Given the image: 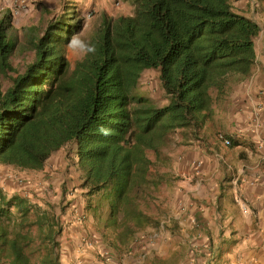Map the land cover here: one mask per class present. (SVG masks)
Instances as JSON below:
<instances>
[{
    "label": "trees",
    "instance_id": "1",
    "mask_svg": "<svg viewBox=\"0 0 264 264\" xmlns=\"http://www.w3.org/2000/svg\"><path fill=\"white\" fill-rule=\"evenodd\" d=\"M133 2L129 12L101 19L74 64L68 49L86 27L79 8L70 4L28 28L12 11L0 13V167L39 173L56 153L72 151L82 181L77 196L87 198L79 220H92L115 247L160 224L150 203L169 180L160 168L169 166L171 136L204 138L231 89L253 76L262 32L233 0ZM151 71L165 105L140 91ZM58 188L65 205L46 192L9 197L0 187V264H61L76 199L68 183Z\"/></svg>",
    "mask_w": 264,
    "mask_h": 264
},
{
    "label": "crops",
    "instance_id": "2",
    "mask_svg": "<svg viewBox=\"0 0 264 264\" xmlns=\"http://www.w3.org/2000/svg\"><path fill=\"white\" fill-rule=\"evenodd\" d=\"M94 2L87 5H94ZM259 41L264 42V33L256 42L257 64L250 84L235 85L219 105L215 121L204 130L207 147L187 153V163L191 155L203 154L198 157L201 163L196 170L199 172L195 169L185 171L187 166L183 165L181 173L185 171L187 177L173 183L171 198L177 199L181 191V198L195 205L182 212L185 222L192 217L198 220L192 227L189 222L193 219L183 225L186 240L177 244L176 233L183 223L181 213L173 212L168 221L163 222L165 225H150L122 246L115 247L107 242L92 220L80 222L79 217L87 205V198L80 197L75 201L76 211L73 208L66 215L69 224L61 238V264H157L159 260L169 264L173 256L161 253L160 244L153 248L158 252L155 258L151 255L153 251H145L143 246L147 232L154 233L156 242L157 233L164 229L167 246L179 245L185 250L186 258L180 259L178 264H264V61L259 63ZM219 133L232 146L227 147L219 141ZM58 161L59 158L56 162L62 164ZM179 171L181 168H174V172ZM28 173L30 179H24ZM34 174H20L21 183H18V176L1 175L0 185L7 194L13 193L11 196L38 189L41 181ZM194 174L199 176L195 179ZM222 252L224 255L220 258Z\"/></svg>",
    "mask_w": 264,
    "mask_h": 264
},
{
    "label": "rangeland",
    "instance_id": "3",
    "mask_svg": "<svg viewBox=\"0 0 264 264\" xmlns=\"http://www.w3.org/2000/svg\"><path fill=\"white\" fill-rule=\"evenodd\" d=\"M94 1V0H92ZM88 0H0V13L4 14L6 11H12L13 14H17L18 23L20 24V27H30L33 24H38L40 22H44V24L48 23L51 19H55L60 16V14L63 13V11H66V7L71 5L79 8L83 12V16L86 19V27L85 30L77 37H75L68 49L69 58L71 62L74 64L76 61L81 59L83 56V50H84V41L89 40V37L93 35L98 25L100 24L101 19L106 16L110 18H115L117 16H120V14H125L129 12L132 8L129 4L131 3V0H95L94 5L88 4V2H92ZM133 1V0H132ZM128 3V4H127ZM234 6L237 10H242L246 15H248L251 19L255 20L262 28V34L264 33V0H233ZM103 4V6H101ZM119 4V6H117ZM125 4V6H123ZM68 12H70V9H68ZM257 39V41L261 38ZM20 36L23 35V33H19ZM256 41V42H257ZM264 42L259 41V44L257 46V50L259 52V63H262L264 61ZM263 48V49H262ZM14 66H23V59L21 58H15L13 60ZM256 69V68H255ZM255 72V70H254ZM250 77L245 82L240 84H250ZM140 91L147 96L154 104L157 106H162L166 104V99L164 98V94L162 91V88L160 86L159 80H158V74L157 72L151 71L147 72L140 83ZM207 147V141L205 139H201L200 141H191L188 143H184L182 140V137L180 135H172L171 140L168 144V147L166 149V158L168 159L169 166H162L160 168L161 172L167 173L169 175V180L165 183L161 184L157 190L154 192V197L156 198L157 203L151 202V212L155 215L160 216V223L164 224L166 223L170 216H172L173 212L175 213H181L182 216V223L179 227L181 228L178 233H176V240L177 244H179L182 241H185V230L183 227L184 224L187 225V221L193 219L190 221V226H194L195 224H198L197 218H190L186 220L185 217H183V210L191 209L193 206L195 207L194 203L189 199H183L181 198L182 193L180 191V196H178L177 199L175 197L171 198V194L174 193V186L173 183L182 181L185 177H187L185 171L188 169H195V172H199L196 169L197 165L200 164L201 160H198V157H203V154L199 152L198 154L191 155L190 161L185 162V160L189 159L187 157V153H195L198 152V150H201L203 146ZM225 146V145H224ZM204 149V148H203ZM72 152V151H71ZM70 151L65 152L63 150L56 153L54 156L51 157V159L46 164V167L44 171L34 174L37 180L41 181V184L37 188L34 189V192L36 194L46 192V197L54 204H63L65 205V201L61 198V191L58 188L60 185L64 183H68L69 191L71 195H75L74 197L76 201H78V194H82L81 191V179H80V172L78 171L76 163H74V155ZM71 153V154H70ZM69 155V158H67ZM59 158V163L57 164L56 160ZM165 158V157H163ZM76 161V159H75ZM186 163V164H185ZM67 164V166H65ZM186 165V169L183 173L182 172V166ZM180 169L179 172H174V168ZM178 171V170H177ZM25 171L15 170L12 167H0V176L1 175H11V176H18V183H21L22 178L20 174H23ZM198 174H194V177H198ZM30 179L29 173L23 177L24 179ZM35 180V179H34ZM36 181V180H35ZM0 182H2V178L0 177ZM171 183V185H170ZM1 187V185H0ZM171 187V190L169 188ZM2 188V187H1ZM173 188V189H172ZM59 189V190H57ZM4 190V188H3ZM5 192V190H4ZM29 192V191H28ZM171 192V193H170ZM194 192V191H192ZM6 193V192H5ZM27 193V192H26ZM7 194V193H6ZM13 194V193H11ZM11 194H7L9 197H11ZM191 195V194H190ZM174 196V195H173ZM34 198V201L36 204L42 205L43 200H41L40 197H34L29 196V199L32 200ZM73 198V199H74ZM84 202V200H83ZM188 203H191L189 206ZM75 210H74V209ZM76 211V203L71 206L69 210ZM165 225V224H164ZM184 230V232L182 231ZM159 234L158 238L153 239L154 233L147 232L144 235V242L143 246L145 251H153V248L157 247L158 244H160L158 249H161V253L167 254L166 256H175L177 253L181 252L183 253L182 257H180L181 260L186 258L185 250L181 247H178L179 245H176L175 247H168L166 244V229L162 230ZM169 237V235H168ZM151 241H154L151 243ZM180 241V242H179ZM179 242V243H178ZM142 246V245H141ZM159 251V250H158ZM158 253L157 251H153L151 254L153 257L156 256ZM145 254V253H144ZM240 254H243L242 252ZM243 256V255H238ZM172 259V258H171ZM179 259V261H180ZM162 261V260H159ZM150 262V260H149Z\"/></svg>",
    "mask_w": 264,
    "mask_h": 264
},
{
    "label": "built area",
    "instance_id": "4",
    "mask_svg": "<svg viewBox=\"0 0 264 264\" xmlns=\"http://www.w3.org/2000/svg\"><path fill=\"white\" fill-rule=\"evenodd\" d=\"M218 140L223 142L226 146H230V141L225 138L223 134L218 135ZM200 166V164L197 165V168ZM244 213H247V209H244Z\"/></svg>",
    "mask_w": 264,
    "mask_h": 264
}]
</instances>
